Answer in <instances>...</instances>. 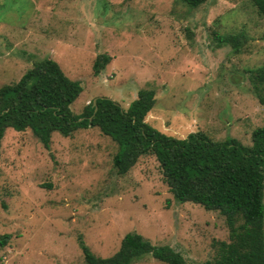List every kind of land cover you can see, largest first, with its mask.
Here are the masks:
<instances>
[{"label": "rangeland", "instance_id": "obj_1", "mask_svg": "<svg viewBox=\"0 0 264 264\" xmlns=\"http://www.w3.org/2000/svg\"><path fill=\"white\" fill-rule=\"evenodd\" d=\"M214 32L243 34L246 43L234 54L217 46ZM100 54L111 61L94 76ZM44 58L81 83L75 115L101 96L127 109L139 90L153 89L146 122L176 139L202 131L249 146L264 125L248 73L264 67V16L250 0L195 9L175 0H0V87ZM116 151L97 128L53 133L49 150L30 130L8 129L0 146V264H85L80 242L106 258L129 233L171 247L188 264L213 261L217 243L229 241L225 218L177 203L153 156L117 173ZM134 264L167 263L145 256Z\"/></svg>", "mask_w": 264, "mask_h": 264}, {"label": "trees", "instance_id": "obj_2", "mask_svg": "<svg viewBox=\"0 0 264 264\" xmlns=\"http://www.w3.org/2000/svg\"><path fill=\"white\" fill-rule=\"evenodd\" d=\"M175 1L195 9L208 0ZM250 1L257 15L264 16V0ZM212 36L218 47L227 45L234 54L246 43L243 34ZM110 61L107 54L98 55L92 65L94 76ZM248 73L264 105V67ZM82 91L81 83L67 77L54 60L34 62L18 82L0 87V146L8 129L30 130L49 150L53 133L71 137L78 130L97 128L117 145L113 157L117 173L125 174L139 158L153 156L177 203L190 202L225 218L229 241L218 242L215 259L203 264H264V125L251 133L249 146L236 139L213 141L202 131L176 139L146 122L156 103L153 89L139 90L127 109L101 96L96 98V111L91 101L75 115L71 105ZM7 238H2L1 246ZM80 248L85 264H134L145 256L188 264L171 247L155 246L136 233L126 234L110 257L95 256L82 242Z\"/></svg>", "mask_w": 264, "mask_h": 264}, {"label": "water", "instance_id": "obj_3", "mask_svg": "<svg viewBox=\"0 0 264 264\" xmlns=\"http://www.w3.org/2000/svg\"><path fill=\"white\" fill-rule=\"evenodd\" d=\"M96 99L93 100V106H95ZM95 111H96V106H95Z\"/></svg>", "mask_w": 264, "mask_h": 264}]
</instances>
